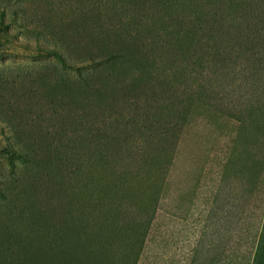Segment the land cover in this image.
Returning a JSON list of instances; mask_svg holds the SVG:
<instances>
[{"label": "trees", "instance_id": "16d2710c", "mask_svg": "<svg viewBox=\"0 0 264 264\" xmlns=\"http://www.w3.org/2000/svg\"><path fill=\"white\" fill-rule=\"evenodd\" d=\"M19 34L57 65L52 87L85 107L114 110L111 96L136 94L124 102L127 113L111 114L109 125L121 127L111 131L112 142L72 163L56 155L62 172L56 185L66 201L58 237L64 251L74 252L72 264L86 263L76 248H83L86 223L99 215L98 202L120 218L117 178L148 177L152 169L168 174L182 142L191 153L190 141L198 144L201 135L189 132L197 123L208 153L215 134L234 126L222 178L237 177L243 189L264 174V0H0V35L30 50L29 41L17 42ZM1 148L23 157L12 146ZM103 173L110 181L105 194L102 182L86 183ZM258 228L259 222L256 235Z\"/></svg>", "mask_w": 264, "mask_h": 264}, {"label": "rangeland", "instance_id": "374dc122", "mask_svg": "<svg viewBox=\"0 0 264 264\" xmlns=\"http://www.w3.org/2000/svg\"><path fill=\"white\" fill-rule=\"evenodd\" d=\"M10 30L17 34L20 27ZM10 40L0 35V264L76 263L58 237L65 228L66 201L56 185L62 173L56 171V155L72 163L112 142L111 131L121 127L109 125L111 114L127 113L124 102L136 94L111 96L114 110L87 107V102L85 107L69 97L70 91L52 87L57 65L34 51L37 41L19 34L17 42L29 41L27 50ZM201 129L197 123L189 131L194 139L201 135L198 144L190 141L191 153L183 141L168 174L152 169L148 177L117 178L120 218L112 215L110 204L98 202L99 215L85 222L83 248H76L85 264L248 263L264 203V174L243 189L237 177L222 178L234 126L219 129L210 153ZM9 146L23 157L4 153L1 147ZM87 177V184L102 182L101 193H107L106 173Z\"/></svg>", "mask_w": 264, "mask_h": 264}, {"label": "crops", "instance_id": "0c3cea01", "mask_svg": "<svg viewBox=\"0 0 264 264\" xmlns=\"http://www.w3.org/2000/svg\"><path fill=\"white\" fill-rule=\"evenodd\" d=\"M247 264H264V203L263 212L259 221V228L256 235L255 246L249 256Z\"/></svg>", "mask_w": 264, "mask_h": 264}]
</instances>
